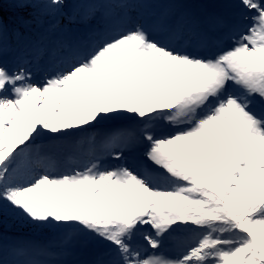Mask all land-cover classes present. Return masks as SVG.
Segmentation results:
<instances>
[{
  "label": "snow or ice",
  "instance_id": "obj_1",
  "mask_svg": "<svg viewBox=\"0 0 264 264\" xmlns=\"http://www.w3.org/2000/svg\"><path fill=\"white\" fill-rule=\"evenodd\" d=\"M3 2L0 264L83 237L91 264H264V0ZM59 17L97 39L45 44ZM69 137L89 149L64 164Z\"/></svg>",
  "mask_w": 264,
  "mask_h": 264
},
{
  "label": "rangeland",
  "instance_id": "obj_2",
  "mask_svg": "<svg viewBox=\"0 0 264 264\" xmlns=\"http://www.w3.org/2000/svg\"><path fill=\"white\" fill-rule=\"evenodd\" d=\"M87 0H67L68 8L65 10L68 14H73L75 12H79L80 8L78 7L81 3H86ZM215 2L218 4V6L215 8L216 11L220 13L226 14L228 12V9L224 7L225 0H215ZM60 22V28L58 30V34L53 33L50 36L44 37V42H49V44L55 43L60 40L69 41V42H79L83 44H91L94 43L97 39V33L99 32V29L101 27V22L99 18L93 19L88 24H82V23H72L69 24L67 19L65 17H59L57 18ZM79 19V18H78ZM56 21L50 20L45 25L48 27V24L55 23ZM234 23H238L239 26H243V22L238 21V19L233 20ZM264 106L257 104V111H260ZM130 121H124V122H117V123H107L103 127L104 128H112L120 126L121 124H131ZM75 138H67L65 139L64 143L67 145V147L63 150V152L60 155V160L62 163L67 164L68 158L71 156H78L82 153H86L89 149L88 144H83L79 147H77L74 144ZM47 142V141H45ZM100 244L88 237L81 238L76 245L71 249L72 250H78V251H88L92 252L93 250H101L102 247L99 246ZM151 251V250H150ZM166 254H170V250L166 252ZM83 256H87L85 254H82ZM86 264V263H85Z\"/></svg>",
  "mask_w": 264,
  "mask_h": 264
},
{
  "label": "trees",
  "instance_id": "obj_3",
  "mask_svg": "<svg viewBox=\"0 0 264 264\" xmlns=\"http://www.w3.org/2000/svg\"><path fill=\"white\" fill-rule=\"evenodd\" d=\"M2 14L7 18L11 17L13 14H21L19 10L15 9L14 6L9 2V0H4L3 2V8H2ZM58 30L55 31H48V27L44 25L42 28L37 29L38 34H42L43 37L50 36L51 34L56 32L58 34ZM45 44H49V42H45ZM67 139V138H66ZM9 234H17V235H29L31 234L30 229L26 225L20 224V223H12L10 222L7 226ZM102 247V245H99ZM103 251V248L101 250H93L91 253L86 251H78V250H72L71 255L67 258L68 264H91V261L96 258L98 254H100ZM82 254H85L87 256H83Z\"/></svg>",
  "mask_w": 264,
  "mask_h": 264
}]
</instances>
